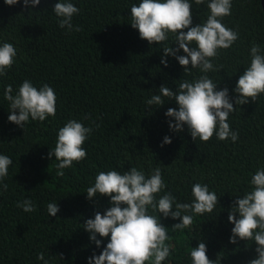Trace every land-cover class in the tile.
Returning a JSON list of instances; mask_svg holds the SVG:
<instances>
[{
	"label": "trees",
	"instance_id": "obj_1",
	"mask_svg": "<svg viewBox=\"0 0 264 264\" xmlns=\"http://www.w3.org/2000/svg\"><path fill=\"white\" fill-rule=\"evenodd\" d=\"M57 2L41 0L26 8L22 0L12 6L0 0V44L10 42L17 50L15 63L0 76V154L13 161L3 181L8 189L0 191V264H88L110 236L97 234L101 240L97 246L83 225L111 205L108 196L87 198V188L101 171L123 174L131 167L146 176L161 169L166 188L157 198L171 192L177 201L191 203L195 183L207 184L219 197L211 213H189L193 224L183 231L171 229L181 218L160 214L173 245L172 255L162 264H192L190 251L201 241L216 264H248L256 258L254 241L237 238V243H230L234 224L228 215L238 196L252 190L251 176L264 167V93L255 102L236 105L234 91L250 65L252 45L264 51L261 0H232L231 15L222 23L237 31L239 38L230 48L219 49L213 59L214 66L222 69L207 73L218 83L217 90H229L236 111L228 122L239 134L236 142L215 135L208 142L193 140L187 125L180 132L169 127V121H175L165 113L168 108L178 109L175 100L162 97V106L146 103L160 94L161 85L175 91L182 80L191 82L203 73L198 68L185 73L172 55L165 57L167 66L161 63L163 47L177 44L172 34L161 44L150 45L140 38L130 24V8L139 0H71L80 9L72 23L82 31L59 26L61 18L52 10ZM190 2L195 26L207 19L208 0L200 6ZM183 54L182 49L177 53ZM24 80L38 89L47 83L57 101L55 116L43 122L30 118L23 129L8 120L4 89L11 85L15 95ZM72 119L92 128L83 145L87 156L59 176V161L48 153L55 148L58 130ZM165 136L171 143L161 146ZM28 198L36 205L31 213L17 206ZM50 202L59 206L56 216L48 215ZM41 252L44 260L37 259Z\"/></svg>",
	"mask_w": 264,
	"mask_h": 264
},
{
	"label": "clouds",
	"instance_id": "obj_2",
	"mask_svg": "<svg viewBox=\"0 0 264 264\" xmlns=\"http://www.w3.org/2000/svg\"><path fill=\"white\" fill-rule=\"evenodd\" d=\"M4 2L12 6L21 3V0ZM194 2L200 6L205 0ZM40 3L41 0H22L26 8H34ZM207 7L210 10L207 19L193 26L190 0H139L132 4L130 24L138 29L141 39L147 40L150 45L154 42L161 44L168 41L169 34H172L177 47H163L162 64L167 66L165 57L172 55L185 73L190 74L191 68H198L203 73L191 82L182 80L175 91L161 85L160 94L152 95L146 103L162 106L165 103L162 97L175 100L179 105L178 109L168 108L165 113L175 121H169V127L180 132L187 125L193 140L199 138L208 142L215 135L219 140L230 138L232 142H236L239 134L232 130L228 122L230 114L236 111L229 97V90H217L218 83L207 75L210 71L222 69V66L217 68L212 62L218 56V50L230 48L239 38L237 31L222 23L224 17L231 15L232 0H208ZM52 10L61 18V28L82 31L80 26L72 23L80 9L71 0H58ZM181 49L184 54L177 55ZM16 56L17 50L12 43L0 44V76L6 75V70L15 63ZM250 56V65L245 68L235 85L234 91L238 94L236 105H243L249 100L255 102L264 93V51L254 43ZM12 93V86L7 85L4 98L10 107L8 120L21 128L24 129L30 118L43 122L49 116H55L57 97L54 89L47 83L38 89L31 81L24 80L16 94ZM91 132V127H85L75 119L67 121L58 130L55 148L48 153L49 158L54 156L59 161L56 165L57 175L63 176V169L71 168L74 162L86 159L87 151L83 145ZM170 143L171 138L165 136L161 146ZM12 163L9 156L0 154V191L8 189L3 181L8 176ZM249 183L252 190L238 196L229 210L228 220L234 224L229 240L233 244L237 243V238L254 241L257 255L248 264H264V167L255 171ZM165 188L166 183L159 167L153 169L148 176L136 167H131L123 174L117 170L99 172L94 185L87 188V198L92 199L97 194L108 196L111 206L103 214L97 211L94 219H87L83 227L97 246L101 244L97 234L100 237L110 236V240L99 255L93 254L88 258V264H162L172 255L173 245L169 243L171 237L168 227L161 223L160 214L165 218H181V222L173 224L171 229L173 232L183 231L193 224L192 214L211 213L219 201L216 192L210 191L207 184L192 185L194 200L191 203L177 201L171 192H165L157 198V194ZM17 206L28 213L36 210V205L30 198L18 202ZM59 210L57 203L47 204L48 215L56 216ZM157 212L158 216L155 214ZM190 257L192 264H216V260L208 257L207 246L203 241L192 247ZM37 259L44 260V253H39Z\"/></svg>",
	"mask_w": 264,
	"mask_h": 264
},
{
	"label": "water",
	"instance_id": "obj_3",
	"mask_svg": "<svg viewBox=\"0 0 264 264\" xmlns=\"http://www.w3.org/2000/svg\"><path fill=\"white\" fill-rule=\"evenodd\" d=\"M261 2H262L263 10H264V0H261Z\"/></svg>",
	"mask_w": 264,
	"mask_h": 264
}]
</instances>
